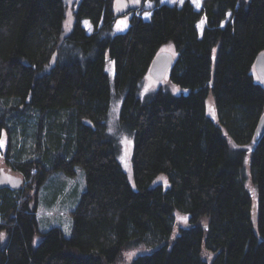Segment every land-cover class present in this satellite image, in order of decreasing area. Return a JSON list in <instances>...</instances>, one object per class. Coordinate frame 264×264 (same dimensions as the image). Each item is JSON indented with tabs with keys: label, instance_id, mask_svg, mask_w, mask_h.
<instances>
[{
	"label": "trees",
	"instance_id": "obj_1",
	"mask_svg": "<svg viewBox=\"0 0 264 264\" xmlns=\"http://www.w3.org/2000/svg\"><path fill=\"white\" fill-rule=\"evenodd\" d=\"M166 50L169 87L154 90L150 67ZM263 52L264 0H204L201 10L189 0H0V100L15 115L0 162L22 179L0 191V264H117L140 246L156 249L129 264H264V135L254 142ZM115 104L133 141L130 173L110 131ZM250 154L256 200L243 175ZM78 166L86 190L72 237L55 227L34 246L41 187ZM176 212L191 220L173 241Z\"/></svg>",
	"mask_w": 264,
	"mask_h": 264
},
{
	"label": "rangeland",
	"instance_id": "obj_2",
	"mask_svg": "<svg viewBox=\"0 0 264 264\" xmlns=\"http://www.w3.org/2000/svg\"><path fill=\"white\" fill-rule=\"evenodd\" d=\"M185 1L187 0H183V3ZM189 1L193 3V5L197 10H201V8L203 7L204 0H189ZM161 3L169 4L172 6L174 5L181 6L183 4L180 2V0H174V2L173 0H161ZM71 9L72 7L69 8V11H71ZM141 16L145 20H149L151 17V13L144 12L142 13ZM229 17L230 15L228 16V18ZM121 22L127 23L128 15H123L118 18L115 29L113 30L114 34L125 32V29H122V27H124L123 25L124 23ZM83 26L84 28H86L89 34L93 32V28L89 20H84ZM205 26H206V21L205 18H203L199 23V30L201 33L204 30ZM167 81L168 80H165L162 83L154 82V85L153 86L149 85V88L152 87L154 90H156L161 87H169ZM171 88L175 90V88L173 87ZM147 96H149V94ZM12 106H14V102H12L11 100L8 102V105L3 100H0V140L4 141V147L0 148V156H4L5 152L10 147L9 145L11 139L10 136L14 127L12 122L15 119L11 117L12 116L15 117V115L11 113L9 118L6 115V111L10 109ZM117 110H118V104H115L113 118L111 119L110 122V131L112 136L118 137L119 149H120L119 159L123 163L125 169L130 173L133 141L130 136L120 133L116 122ZM35 122L31 123L30 121L29 125L33 126ZM41 124L43 126V129L41 131L42 140L45 143L47 141V128H46V121L44 119L42 120V122L40 121L36 122V127H37L36 133L39 132L38 127ZM250 160H251V154L247 157L245 161V168L243 175L249 192L253 195L254 199L256 200L258 198V192L253 183L252 173L250 170ZM0 166L3 167L6 172L8 171V167L4 163L3 159L0 162ZM16 176L20 177L19 175ZM155 184H161L167 186L168 185L167 178L165 176H160L155 182ZM85 190H86L85 171L80 166L76 167V175L74 177H68L62 171L54 172L51 174V176L48 178L46 183L41 187L39 191L38 210L36 214L38 227L34 238V246H38L43 240V235L46 232H48L50 229L55 227L61 228L64 231L65 236L67 238L72 237L73 224H74L72 212L75 210ZM190 220H191V216L189 215H185L180 212L175 213L174 233L172 235L173 241L179 236L180 229L182 227L189 225ZM5 242H6V236L3 235L0 238V246H3ZM155 249L156 246L150 248L145 246L132 248L121 254V258L117 262V264H129L136 257L144 254H150ZM206 252L207 251L204 249L203 250L204 258L206 259L211 258L212 255L209 256L206 254Z\"/></svg>",
	"mask_w": 264,
	"mask_h": 264
},
{
	"label": "water",
	"instance_id": "obj_3",
	"mask_svg": "<svg viewBox=\"0 0 264 264\" xmlns=\"http://www.w3.org/2000/svg\"><path fill=\"white\" fill-rule=\"evenodd\" d=\"M174 54L169 51L160 52L154 59L149 76L155 83L163 82L174 64ZM254 73L257 80L264 86V52L259 54L255 66ZM264 135V117L261 119L259 126L255 132L254 142L258 143ZM22 186V179L18 176L6 172L4 169L0 171V191L8 187Z\"/></svg>",
	"mask_w": 264,
	"mask_h": 264
},
{
	"label": "snow or ice",
	"instance_id": "obj_4",
	"mask_svg": "<svg viewBox=\"0 0 264 264\" xmlns=\"http://www.w3.org/2000/svg\"><path fill=\"white\" fill-rule=\"evenodd\" d=\"M139 2V0H137V3ZM174 2V0H173ZM181 3H183V0H180ZM121 23H124V22H121ZM4 147V141L3 140H0V148Z\"/></svg>",
	"mask_w": 264,
	"mask_h": 264
}]
</instances>
